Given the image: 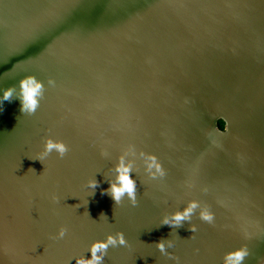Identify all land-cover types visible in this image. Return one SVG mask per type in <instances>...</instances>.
<instances>
[{"label":"water","instance_id":"95a60500","mask_svg":"<svg viewBox=\"0 0 264 264\" xmlns=\"http://www.w3.org/2000/svg\"><path fill=\"white\" fill-rule=\"evenodd\" d=\"M121 163L135 205L112 200ZM118 233L99 264H264V0H0V264Z\"/></svg>","mask_w":264,"mask_h":264},{"label":"clouds","instance_id":"9594fccd","mask_svg":"<svg viewBox=\"0 0 264 264\" xmlns=\"http://www.w3.org/2000/svg\"><path fill=\"white\" fill-rule=\"evenodd\" d=\"M20 88H21V95H22V107L21 111H28L29 113L34 112L37 107V100L36 97L40 94L41 85L35 81L33 77H26L24 80L20 82ZM12 95V89L5 90L3 94V99L7 100ZM215 130L223 135L227 133L228 131V123L223 118L217 119ZM52 149H56L61 156L65 152V147L63 144L60 143H52L51 141H48L46 144V151H51ZM151 159V158H150ZM156 167V170L159 172V166L155 165L154 163L152 165H149V167ZM130 171L129 167H126L121 163V165L117 168L118 176H117V183L110 186V193L112 200L114 202H119L121 198L127 194L129 200L135 205V183L134 181L129 177L128 173ZM90 187H95L96 185L90 184ZM103 194V193H102ZM78 207V205H75ZM196 205L190 204L187 209L183 213H177L175 214L172 219L175 222H180L181 220H184L188 214L191 212L193 208H195ZM101 216H104L105 219L107 217L104 213L100 214ZM202 219L208 222H211L212 217L209 214H202ZM165 224H168V220L164 221ZM194 231V229H193ZM59 235L62 237L64 235V230L61 229ZM119 242V244L123 245L125 243L122 234H117V237L114 239L112 236L107 237V240L105 242H96L94 243L90 248L91 253V259L90 260H83L78 259L76 261V264H99L101 261V256H97V252H102L105 250L109 245L115 246V244ZM159 250L161 252L164 251V243L161 242L157 245ZM248 255V252L245 248H241L233 253H230L227 256V264H239L240 261H242L246 256Z\"/></svg>","mask_w":264,"mask_h":264}]
</instances>
